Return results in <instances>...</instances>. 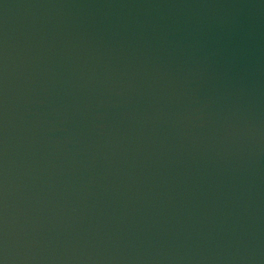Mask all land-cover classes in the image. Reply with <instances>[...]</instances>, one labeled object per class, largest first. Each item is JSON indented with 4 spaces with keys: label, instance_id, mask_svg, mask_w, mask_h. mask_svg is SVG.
<instances>
[{
    "label": "water",
    "instance_id": "1",
    "mask_svg": "<svg viewBox=\"0 0 264 264\" xmlns=\"http://www.w3.org/2000/svg\"><path fill=\"white\" fill-rule=\"evenodd\" d=\"M0 264H264V0H0Z\"/></svg>",
    "mask_w": 264,
    "mask_h": 264
}]
</instances>
